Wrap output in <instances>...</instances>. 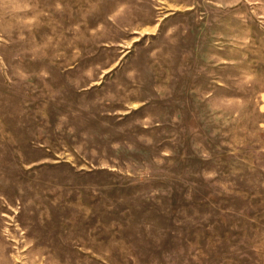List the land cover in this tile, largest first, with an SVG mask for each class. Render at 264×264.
I'll return each mask as SVG.
<instances>
[{"label": "rangeland", "instance_id": "374dc122", "mask_svg": "<svg viewBox=\"0 0 264 264\" xmlns=\"http://www.w3.org/2000/svg\"><path fill=\"white\" fill-rule=\"evenodd\" d=\"M0 264H264V0H0Z\"/></svg>", "mask_w": 264, "mask_h": 264}]
</instances>
